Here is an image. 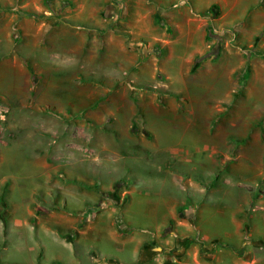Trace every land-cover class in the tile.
I'll list each match as a JSON object with an SVG mask.
<instances>
[{"label":"crops","instance_id":"obj_1","mask_svg":"<svg viewBox=\"0 0 264 264\" xmlns=\"http://www.w3.org/2000/svg\"><path fill=\"white\" fill-rule=\"evenodd\" d=\"M151 1L145 11L150 17L156 14L158 23H150V26L160 29V32L172 29L179 33L145 34L140 37H153L156 42L165 43L162 70L171 79L165 86L171 91L186 90L189 103L185 114L179 115L178 102L176 99L170 100L169 110L164 108L168 111L166 119L171 121L169 127L162 123L164 118L158 117L163 115L160 106L148 107L142 117L143 132L139 134L131 131L135 107L129 102L127 105L115 104L111 107L112 125L108 148L113 155L119 156V160L111 164L110 179L115 181L125 176V170L129 169L135 185H142L140 169L149 160H154L157 164L154 168L162 166L168 172L171 171L170 167L175 168V173L186 177L187 196L178 202L175 196H164L159 191L156 199L151 202V210L159 222L157 227L150 228L148 235L137 232L124 214L120 225L122 230L91 225L87 229H79V234H76L78 236L68 242L64 240L66 233L62 231L66 224V211L59 206V209L54 208L57 214L52 216L46 210H42L45 213L40 212L41 217L56 219L53 223L55 227L33 225L38 209L45 207L35 203H39V197L44 194L43 187H47V190L50 187L43 185V180L51 178V171L67 170L70 167L65 162V151L59 154L57 149L60 158L51 161L56 147L47 142L49 136L57 137L58 142L64 138L66 118L42 111L45 107L60 105V93L56 91L60 92L61 82L49 79L48 84L43 82L35 87L19 83L17 70L13 69L12 57L9 55L7 63L10 66H0V91L5 90L6 96L0 107H5L8 114L2 115L0 110V117L9 123L8 129L13 134L0 137V170L8 173L0 180V188L1 183L10 182V201L18 204L15 210H22L23 214L16 213L10 227H4L3 230L5 234L13 232L11 240L18 239L20 242L24 238L27 240L33 227L45 229L43 240L39 242L40 250L43 251L37 254L39 258L31 264H39L43 252L51 254L48 255V261H52L50 264H160L156 254H160L161 249L155 246L154 241L156 232H160L170 220L176 219L179 203L186 205L191 216L186 215L178 220L174 237H188L191 241L187 244L189 247L198 244L209 249L211 252L206 253V264H230L225 256L232 257L233 264H247L237 257L246 244L264 250V189L259 194L257 190L260 184L264 187V0ZM140 3V0L137 3L136 0H125V15L131 16L139 9ZM213 10L217 15L212 14ZM215 25L227 30V33L212 35L209 39L207 29ZM228 31L236 36L233 38ZM51 34L49 32V39L53 37L51 42L56 44L58 37L54 38ZM12 45L11 34L4 33L0 28V57L2 53L13 51ZM61 53L64 55L66 52L62 48L55 49L49 57L55 60L61 58ZM72 54L69 58L76 59V49ZM198 57L202 59L200 66L185 83L183 77L189 76ZM147 62H143L145 65L140 66L138 72L137 79L141 81H145L142 70ZM52 70L58 71L56 68ZM191 82L194 85L192 89L189 86ZM45 91L51 94H42ZM33 94L35 97L31 101ZM80 96V92L76 93L74 89L71 97L73 109H76ZM111 98L113 101L117 99L114 95ZM149 110L157 117L150 118ZM76 118L80 119L81 116ZM182 118H185L184 127L186 130L188 128V132L181 136L190 132L194 142L192 146L181 147L178 138L172 137L175 125L180 126L178 120ZM215 118H218L217 128L212 125ZM231 139L236 142L231 144ZM17 153L22 158L15 157ZM217 155H221L218 160ZM18 168L29 171L28 175L18 178ZM166 172L159 174L165 177L168 174ZM216 174L215 182H211L212 189L208 190L202 183L204 179L215 177ZM168 176L171 184L175 182V175V179ZM133 191L134 187L130 192L131 201ZM77 214L82 220L87 217V213ZM227 219L235 225L238 244L221 236L222 220ZM12 226L14 230L10 229ZM1 228L0 224V231ZM105 241L108 246L103 244ZM77 245L83 247L87 259L83 260ZM179 246L177 243V249H183ZM0 261L6 264L1 252ZM182 264L202 263L196 258L195 262L184 261Z\"/></svg>","mask_w":264,"mask_h":264},{"label":"rangeland","instance_id":"obj_2","mask_svg":"<svg viewBox=\"0 0 264 264\" xmlns=\"http://www.w3.org/2000/svg\"><path fill=\"white\" fill-rule=\"evenodd\" d=\"M140 2L139 9L133 12L136 14L132 13L127 17L125 0H0V28L4 30V33H10L13 41V51L2 53L0 66H10L7 63L10 55L12 67L18 73L19 83L34 86L43 82L48 84L49 79L61 82L60 92L56 91L57 94L60 93L58 96L60 105L58 107L48 106L42 111L66 118L64 138L58 142L57 137L49 136L47 142L56 147L51 161L55 162L58 157L60 158L57 156V149L60 151L59 154L65 151V162L70 164V167L67 170L51 171V178L43 180V185L50 187L49 190L43 187L44 194L39 197V203H35V205L40 204L45 207H39L38 218L37 216L33 218V225L43 224L55 227L53 223L56 219L41 217L40 212L46 210L52 216L57 214L55 209L59 206L61 210L66 211V224L62 231L66 233L64 240L68 242L78 236L76 234H79V229H87L91 225L103 229L113 228L115 231L118 228L122 230L120 225L124 214L137 232L148 235L150 228L157 227L159 222L151 210V202L156 199L157 193L161 191L164 196H175L178 202L183 196H187L186 177L175 173V168L170 167L169 172L161 168L162 166L159 169L154 168L157 165L154 160H149L148 164L140 169L142 185H135L134 177L129 173V169L125 170V176L115 181L110 179L111 164L119 160V156L113 155L108 148L112 125L111 107L115 104L127 105L128 102L135 107L131 131L133 134H139L143 132L142 117L148 107L160 106L163 115L158 117L164 118L162 123H165V127H169L171 121L166 119L168 118L166 110H169L170 100L175 101L176 99L178 102L179 115L185 114L189 103L186 90L171 91L165 86L171 81L168 74L162 70L165 61L162 58L165 43L156 42L155 38L148 37L149 35H146L148 39L140 37L145 34L159 35V33L176 34L179 32H174L172 29H164L160 32V29L150 26V23L154 25L158 23L156 14L150 17L145 11L152 1L140 0ZM212 14L217 15L215 10ZM207 31L209 39L212 35L227 33V30L216 25L214 28H208ZM49 32L52 33L51 36L54 35V38L58 37L56 44L51 42L53 37L49 39ZM228 33L231 35V32L228 31ZM143 40L146 41L142 42ZM61 48L66 52L64 55L61 53V58L54 60L49 57L53 55L50 54L53 50ZM74 49H76V59L69 58V55H73ZM147 60L148 64L142 70V78L145 82L137 78L139 70L145 65L143 62ZM201 60L198 57L194 61L192 71L188 73L189 76L184 75L185 83L199 68ZM54 68L58 71H53ZM50 69L51 72H49ZM189 86L192 89L194 85L191 82ZM74 89L76 93L81 94L76 109L71 107ZM4 93L5 90L0 91V104L4 103L3 97H6ZM44 93L51 94L49 91L42 92ZM113 95L117 98L115 101L111 98ZM33 97H35L34 94L31 101ZM164 108L167 109L164 110ZM0 110H2V115L8 114L5 107H0ZM153 114L152 110H149V117H157ZM76 116H81V118L75 119ZM217 119L215 118V122L212 123L213 128L218 126ZM184 122L185 118L178 120L182 128L175 125L176 129H173L174 136L172 137L178 138V145L181 144V147L192 146L194 142L190 137V132L186 136H181L184 132H188V128L186 130L184 127ZM174 124L175 122L172 125ZM8 125L9 123L0 117V137L13 134V131H9ZM239 126L241 127L242 124L239 123ZM235 142V139L230 140L231 144ZM77 151L81 153L78 154ZM15 157L22 158V155L17 153ZM147 158H150V155H147ZM216 158L220 159L221 155H217ZM0 162H2L1 154ZM18 170L16 172L18 178L29 173L23 168H18ZM162 172L168 174L165 177L160 176L159 173ZM4 175L8 173L0 170L1 181ZM168 175L172 179L176 178L175 182L171 184ZM216 177L217 174L215 177L204 179L202 184L210 190L212 189L211 182L213 180L215 182ZM146 182L150 185L148 186ZM9 186L10 182L7 181V183H1L0 188V224L2 227L0 252L6 264H31L39 258L38 255L43 251L40 250L39 242L43 240L45 229L33 227L32 234L28 235L27 240L24 238L20 242L18 239L11 240L14 236L13 232L4 233V227H10L13 216L16 213L23 214L22 210L18 212L15 210L19 205L10 201ZM133 187L131 201L130 192ZM58 188H60L59 191ZM263 189V185L260 184L257 187L258 194L263 193ZM180 204L176 219L170 220L160 232H156L155 246L161 249L160 254H156L160 258L159 263L182 264L184 261L195 262L197 258L202 264H206L208 257L206 253L211 252L208 251L209 249H204L198 244L189 247L187 244L191 241L188 237H174L178 220L186 215L191 216V213L187 212L186 205ZM23 211L25 212L24 209ZM79 212H83V215L87 213L86 219L82 220L77 214ZM222 221L224 223H221L223 232L221 236L238 244L239 236L234 233L233 221L230 219ZM10 229L15 228L12 226ZM177 243L180 245L179 248L183 247V249H177ZM103 244L108 246L106 241ZM76 248L78 253L83 254V260L87 259L83 247L77 245ZM48 255L51 254L43 252L39 264H50L52 261H48ZM237 257H240L242 262L246 261L247 264H264V250L255 245L246 244L238 252ZM225 260L230 264L234 263L230 256H225Z\"/></svg>","mask_w":264,"mask_h":264},{"label":"built area","instance_id":"obj_3","mask_svg":"<svg viewBox=\"0 0 264 264\" xmlns=\"http://www.w3.org/2000/svg\"><path fill=\"white\" fill-rule=\"evenodd\" d=\"M215 31H216V30H214V32H215ZM215 33H216V32H215ZM234 35H235V34H234L233 32H231V36H233V38H234Z\"/></svg>","mask_w":264,"mask_h":264},{"label":"trees","instance_id":"obj_4","mask_svg":"<svg viewBox=\"0 0 264 264\" xmlns=\"http://www.w3.org/2000/svg\"><path fill=\"white\" fill-rule=\"evenodd\" d=\"M194 241V240H193ZM224 246V245H223Z\"/></svg>","mask_w":264,"mask_h":264}]
</instances>
